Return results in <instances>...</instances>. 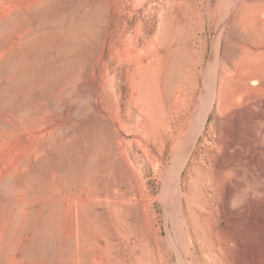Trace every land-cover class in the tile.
Listing matches in <instances>:
<instances>
[{
  "label": "rangeland",
  "instance_id": "374dc122",
  "mask_svg": "<svg viewBox=\"0 0 264 264\" xmlns=\"http://www.w3.org/2000/svg\"><path fill=\"white\" fill-rule=\"evenodd\" d=\"M241 1L0 0V264L264 262V198L223 179L254 191L264 141L211 104L259 26Z\"/></svg>",
  "mask_w": 264,
  "mask_h": 264
},
{
  "label": "bare ground",
  "instance_id": "6f19581e",
  "mask_svg": "<svg viewBox=\"0 0 264 264\" xmlns=\"http://www.w3.org/2000/svg\"><path fill=\"white\" fill-rule=\"evenodd\" d=\"M259 1H260V5L258 6V10L256 12V17H255L256 19L259 20V26L254 28L255 39H253V41L250 42V45H248L247 48L242 49L241 54L238 56L237 59H236V57H234V59H236V61L232 65V67L234 68V71L232 72L231 69L226 68V69H224V72L222 73L221 77L219 76L220 78H218V79H220V80L216 86V89H215L214 94H213V99L211 101V104L214 101L217 103L216 108L218 109V111H225L226 109L231 108V107H232V110H234L235 108H240L241 110L242 109L247 110L250 113V116L247 115V117L249 116L250 121H252V124H253V129H250L252 132L249 129L248 130L253 135L252 139H254V141H253L254 143H259L260 141H264V17L260 14L262 12V10H264V0H259ZM247 20H248V18H247ZM248 78H250L252 81L249 83H247L246 81H241V79H248ZM216 81H218V80H216ZM209 109H210V106H209ZM203 111L204 110H202V112ZM241 113H243V112H241ZM239 114H240V112H239ZM244 114L245 113H243V115ZM243 115H241L242 118H244ZM242 118H239V116H236V118H235V124L234 125H235V128L239 134H237V133L235 134L232 130H230L231 133H228L227 139H225L223 141V144H224L223 147L227 148V149H225L226 152L228 149L231 150V148L235 149V148H238L237 146L244 147L246 145L247 141L244 142L242 136L240 135L241 125H242L241 119ZM250 121H248V122H250ZM247 126H249V123L247 124ZM244 130L242 131V133L244 132ZM251 133H250V135H251ZM245 136L246 135L244 134L243 137H245ZM237 151H238V149H237ZM64 168H65V166H64ZM255 168L257 169L258 177H264V166H257ZM230 169L233 170L235 178L230 180V182H232L233 185H229V186L227 185V188H225L226 191L224 194H225L227 202L229 201L230 198H232L236 194V192L237 193L241 192V190L243 189V188H241V181L239 180V178H237V177L242 176L240 168L235 167V168H230ZM67 170H69V169H67ZM72 171H73V169H72ZM71 173H74V172H71ZM258 177L256 180H258ZM71 178H73V177L71 176ZM255 191L264 192V181H263V179H262V181H260V179H259V181H256L254 192ZM256 194L259 195V193H256ZM85 203L86 202L84 201L83 204H85ZM67 204L69 205V203H67ZM91 212H92V210H91ZM51 215H49V216H51ZM81 216L82 215H80V217ZM50 220H51V218L49 217L48 222L46 224V227L50 226V224H51ZM79 222L80 221H78V224L80 226ZM44 230H46V229L42 228L41 232ZM48 234H50V233H48ZM77 237H78V235H77ZM80 237H81V235H80ZM82 239H84V238H82ZM70 240H72V239H70ZM79 240H80V238H79ZM81 240L79 242H81ZM71 242L73 244L74 240L70 241V244H71ZM78 245H79V243H78ZM40 246H42V244ZM74 246L76 247V244ZM29 248H31V247H29ZM70 248H72V247H70ZM0 255H1V253H0ZM260 255L264 256V252H261V253L259 252L257 255L258 258L261 257V258H263L262 261H264V257H262ZM78 257H80V256H78ZM258 258H257V260H258ZM2 259H4V258H2ZM66 259H68V258H66ZM253 260H254V257H253ZM253 260H251V262H253ZM260 260L261 259L259 258V261ZM255 262H256V260H255ZM258 263H260V262H258ZM262 264H264V262H262Z\"/></svg>",
  "mask_w": 264,
  "mask_h": 264
},
{
  "label": "clouds",
  "instance_id": "9594fccd",
  "mask_svg": "<svg viewBox=\"0 0 264 264\" xmlns=\"http://www.w3.org/2000/svg\"><path fill=\"white\" fill-rule=\"evenodd\" d=\"M233 175H234L233 170H231V169L225 170L223 173L224 182L231 180ZM242 191L245 193V195L242 198L240 196V193H237L231 201L230 206L233 210L241 209V207L245 204V202L249 198V196L256 198V199L264 198V192H261V191H255L254 192L253 189L251 188V186H249V185H246L242 189ZM256 193H259V195H257Z\"/></svg>",
  "mask_w": 264,
  "mask_h": 264
}]
</instances>
